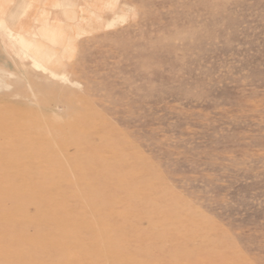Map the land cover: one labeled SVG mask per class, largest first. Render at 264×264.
I'll return each instance as SVG.
<instances>
[{"label":"rangeland","instance_id":"1","mask_svg":"<svg viewBox=\"0 0 264 264\" xmlns=\"http://www.w3.org/2000/svg\"><path fill=\"white\" fill-rule=\"evenodd\" d=\"M0 264H264V0L0 6Z\"/></svg>","mask_w":264,"mask_h":264},{"label":"crops","instance_id":"2","mask_svg":"<svg viewBox=\"0 0 264 264\" xmlns=\"http://www.w3.org/2000/svg\"><path fill=\"white\" fill-rule=\"evenodd\" d=\"M9 0H0V6L2 7V8H5V9H11L12 10V8H14L15 7V9H17L19 6L21 7V6H23V0H20V1H22V3H20V4H18V5H16V6H12V5H10L9 4V2H8ZM12 12V11H11ZM11 35L12 36H15L13 33H11ZM18 36H19V39L21 40V41H23V45L25 46V48L26 49H30L31 47H33V46H35V45H33V44H31V43H29V42H27L26 40H25V37L23 36V35H21V34H18ZM37 51V55H39L40 57H38V56H36V55H30V54H28L29 56H32L33 58H36V59H38V58H44V59H47L48 58V62L50 61L49 59H51V55L48 53V52H46L45 50H43V49H37L36 50ZM25 54L27 55V52L25 51ZM38 57V58H37ZM45 57H47V58H45Z\"/></svg>","mask_w":264,"mask_h":264}]
</instances>
